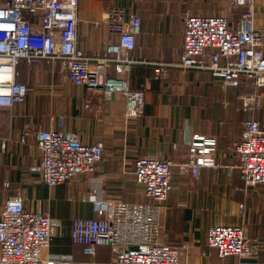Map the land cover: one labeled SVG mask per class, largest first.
<instances>
[{"label": "crops", "instance_id": "1", "mask_svg": "<svg viewBox=\"0 0 264 264\" xmlns=\"http://www.w3.org/2000/svg\"><path fill=\"white\" fill-rule=\"evenodd\" d=\"M113 8L142 21L129 80L134 90L146 88L144 114L127 119L120 95L108 100L100 92L73 85L59 63L54 68L43 61L23 63L17 78L30 88L26 102L0 107V215L7 199L21 194L26 209L48 214L59 223L45 254L69 255L72 264H112L110 246L97 245L91 256L73 243V220L96 218V200L153 205L157 242L179 248L181 264H264V191L245 185L234 154L247 120L264 127V104L242 108L241 96L254 90L249 82L228 87L211 71L177 66L184 53L187 16H228L237 26L246 8L231 7L229 0H79L82 50H105L113 37L104 16ZM254 13L256 28L264 29V0H255ZM211 53L208 50V59ZM59 115L65 118L63 126ZM50 127L79 133L85 144L101 143L104 154L96 171L53 188L29 173L41 156L33 129ZM194 135L217 140L216 165L203 168L197 177L178 168L188 157ZM142 157L175 164L172 192L162 203L149 198L135 180V162ZM216 225L244 226L251 238L260 241L259 255L220 259L207 242L209 229Z\"/></svg>", "mask_w": 264, "mask_h": 264}, {"label": "built area", "instance_id": "2", "mask_svg": "<svg viewBox=\"0 0 264 264\" xmlns=\"http://www.w3.org/2000/svg\"><path fill=\"white\" fill-rule=\"evenodd\" d=\"M254 2L229 0L231 7L246 8L237 26H232L228 16H187L184 53L177 65L211 71L228 87L251 83L254 90L241 96L245 110L264 104V29L256 28ZM78 11L79 0H0V107L26 102L30 88L18 81L19 68L23 63L32 66L43 61L52 68L59 63L77 87L100 92L108 100L120 95L127 119L144 114L146 88L134 90L129 80L141 18L110 9L104 23L113 39L105 50L88 53L78 46ZM208 50H212L209 59ZM58 119L63 126L64 116ZM32 134L41 156L28 171L49 188L94 173L103 159V145L85 144L79 133L50 127L33 129ZM216 146V139L194 135L187 159L178 164L180 172L197 177L203 168L214 167ZM234 154L245 185L261 186L264 191V127L258 121L244 123ZM174 166L167 159L138 158L135 180L149 198L162 203L172 192ZM95 204L96 218L74 219L71 226L73 243L83 246L86 254L94 256L97 245H105L112 248V264H181L179 248L157 242L156 206L100 200ZM58 226L48 214L26 209L21 194L7 199L0 215V264H72L69 255L45 254ZM207 242L222 260L257 257L262 248L242 225L213 226Z\"/></svg>", "mask_w": 264, "mask_h": 264}]
</instances>
